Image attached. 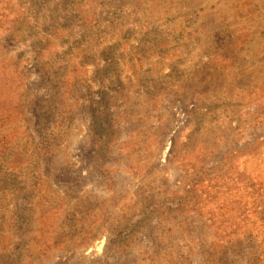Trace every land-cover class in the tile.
I'll list each match as a JSON object with an SVG mask.
<instances>
[{"label": "rangeland", "instance_id": "1", "mask_svg": "<svg viewBox=\"0 0 264 264\" xmlns=\"http://www.w3.org/2000/svg\"><path fill=\"white\" fill-rule=\"evenodd\" d=\"M0 264H264V0H0Z\"/></svg>", "mask_w": 264, "mask_h": 264}]
</instances>
